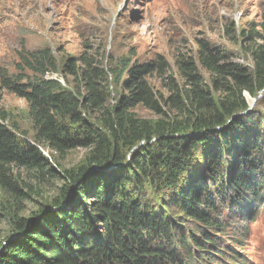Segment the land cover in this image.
Segmentation results:
<instances>
[{
    "label": "trees",
    "instance_id": "obj_1",
    "mask_svg": "<svg viewBox=\"0 0 264 264\" xmlns=\"http://www.w3.org/2000/svg\"><path fill=\"white\" fill-rule=\"evenodd\" d=\"M226 33L248 65L198 39L195 54L174 60L180 82L158 55L105 71L85 55L59 69L49 49L18 53L17 73L1 75L0 89L27 103L34 137L10 130L0 109V187L17 210L0 264H252L245 243L264 217V11ZM57 72L77 88L44 79ZM246 95L256 99L249 111ZM138 107L156 119L139 118ZM41 148L90 152L63 171L49 206L21 219L28 195L13 169L53 178Z\"/></svg>",
    "mask_w": 264,
    "mask_h": 264
},
{
    "label": "rangeland",
    "instance_id": "obj_2",
    "mask_svg": "<svg viewBox=\"0 0 264 264\" xmlns=\"http://www.w3.org/2000/svg\"><path fill=\"white\" fill-rule=\"evenodd\" d=\"M263 11L264 0H0V76L17 73L15 66L22 50L49 49L59 69L65 59L81 55L105 71L122 60L143 63L162 56L174 79L180 82L174 60L179 53L195 54L198 39L234 52L235 61L248 65L241 49L231 44L226 26L234 22L242 28L256 23ZM44 79L57 81L66 89L77 88L71 77L65 78L60 72L47 73ZM113 81L109 75V94L114 99L119 90L114 89ZM149 83L155 92L166 93L163 81L149 78ZM246 99L249 108H253L256 99L247 95ZM0 109L9 116L6 126L10 130L33 139V124L23 99L0 89ZM135 113L144 120L156 119L141 107ZM41 152L54 171L53 178L47 176L40 182L29 172L13 169L19 188L28 195L18 213L21 219L32 218L41 207L49 206L64 186L63 171L79 168L90 151L77 148L62 157L49 148H41ZM16 213L0 187V243L8 236L7 242L15 239L10 233V220ZM251 225L243 253L252 264H264L263 253L255 250L264 249V217H258Z\"/></svg>",
    "mask_w": 264,
    "mask_h": 264
},
{
    "label": "water",
    "instance_id": "obj_3",
    "mask_svg": "<svg viewBox=\"0 0 264 264\" xmlns=\"http://www.w3.org/2000/svg\"><path fill=\"white\" fill-rule=\"evenodd\" d=\"M252 107V106H251ZM251 107L249 108V110L251 109Z\"/></svg>",
    "mask_w": 264,
    "mask_h": 264
}]
</instances>
